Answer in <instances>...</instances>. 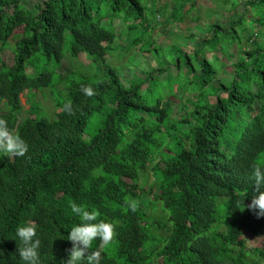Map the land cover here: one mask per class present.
Listing matches in <instances>:
<instances>
[{"label":"trees","instance_id":"obj_1","mask_svg":"<svg viewBox=\"0 0 264 264\" xmlns=\"http://www.w3.org/2000/svg\"><path fill=\"white\" fill-rule=\"evenodd\" d=\"M148 1L36 0L32 10L22 0H0V47L13 53L10 65L0 59V118L30 145L25 157L0 154V249L6 264H22L15 231L25 223L37 224L41 264L67 259V234L78 222L69 207L73 199L116 226L113 242L102 248V264H264V216L247 207L257 191L253 167L264 164V44L240 51L249 39L241 32L233 78L216 87L210 84L216 70L202 46L192 56L178 49L172 65H149L144 78L123 80L108 65L117 38L113 20L127 24L140 63L172 43L156 40L152 26L158 22ZM263 2L247 0L228 30L241 26L252 31L250 40L259 33L264 38L263 30L246 26L247 9ZM238 4L231 2L230 9ZM256 18L264 25L263 16ZM219 27L213 24L204 46L216 29L224 31ZM80 53L93 70H58L66 55ZM173 66L180 78L182 68L196 76V87L183 88L177 78L167 80L173 84L162 92L152 91V73ZM89 85L93 96L82 91ZM209 86L213 91L206 94ZM179 87L198 96L187 116L173 117L162 94L173 96ZM46 90L53 115L34 101ZM25 92L32 102L23 111ZM148 171L153 178L143 186L141 175ZM130 199L139 202L136 212L126 208ZM251 236L263 238L261 246L248 247ZM97 247L99 239L92 250Z\"/></svg>","mask_w":264,"mask_h":264},{"label":"rangeland","instance_id":"obj_2","mask_svg":"<svg viewBox=\"0 0 264 264\" xmlns=\"http://www.w3.org/2000/svg\"><path fill=\"white\" fill-rule=\"evenodd\" d=\"M91 1L92 0H87V2ZM233 1L239 3L236 9H230L231 2ZM246 1L247 0H150L148 1V7L152 11H155V21L158 22L157 26H152L155 27L153 30L155 38L160 41V45H167L172 42L171 45L158 48L157 52L153 51L150 53L152 58H150V56H145L140 63L138 53H133L134 50L131 45L133 36L128 34L130 30L127 29V24L120 19H115L112 21V25L117 38L115 39V46L111 51L114 54H109L107 56L110 61L108 65L116 66L118 68V74L122 76L123 80L131 78L142 79L147 73L149 65L152 67L172 65L174 63L173 59L176 56L174 53L178 49L183 51L186 50L187 54L192 56L193 52L202 46L205 58H207L209 62L211 61L210 63L217 73L210 84H212L213 87H216L218 84H224L226 80H231L234 75L235 68L233 64L237 59L236 52L239 50L236 44L241 40V32L244 38L248 36L249 39L246 43H243L240 51H251L258 43L261 42V44H264V38L260 36V33L259 37L257 35L255 39L250 40L252 31H243L241 26L235 27V32L228 30L229 22L238 18L239 14L246 7L244 4ZM35 2L36 0H22L23 5L32 10ZM178 9H181V14H178ZM248 12V20H246L247 29L254 25V31H258L259 29L264 31V25L259 26L258 19L256 18V15L257 17L263 16L264 18V2L261 3V6L255 5L253 9H247V13ZM147 13L149 12L147 11ZM173 14L181 16L179 24H177L175 18H172ZM245 16H247V14H245ZM104 23H106L105 20L103 21V24ZM213 24H217L218 27L220 26L219 28H222L224 31L216 29L219 33L216 34V37L210 39L209 45L204 46V43L202 44L201 42L206 39L208 40L214 32L215 28L213 30ZM186 27L190 28L185 29ZM190 32L193 34V37L189 36ZM231 37H233V39ZM230 49H233L232 52H235V55L228 58L227 55ZM131 53H133V55L130 57ZM0 59L7 65L13 63V53L10 48L2 49L0 47ZM194 66L196 68L195 73L199 74L201 70L198 68L197 64H194ZM48 68L50 69L51 66L48 65ZM58 70L64 73H68L71 70L91 71L93 70V66L90 59L85 54L80 53L75 58L66 55L58 67ZM178 71L179 70L174 66L169 67L163 72L154 71L151 79L148 81V83H151V90L154 92H162L164 88L170 87L171 81H166L173 79V81H177V78H180L177 76ZM180 71L183 72V75L188 76V78L181 76L180 81L183 83L180 82V85L183 84V88L189 90L194 89L196 87L195 82L197 77H190L191 72L186 68H182ZM172 84L173 83H171V86ZM184 84H186V87H184ZM146 85L147 82L142 85L143 90ZM183 88L179 87L173 96L169 93L162 94L163 103L170 104L175 110L173 117L187 116L189 111L193 108L192 101L198 96V91L186 92ZM204 91L208 94L213 90L209 86ZM29 97L30 96H28L26 92L20 95L23 111L28 109L29 103L32 102ZM34 101L41 104L44 108V113L47 115L54 114L52 96L47 90L44 91L42 95L38 93ZM243 118L248 119L249 114L247 112L244 113ZM184 125L186 128L188 127V124ZM152 178L151 172L148 171L146 174L141 175L140 182L143 186H147ZM140 204L147 209V197H143L140 200ZM262 239L261 237L251 236L247 241V246H261Z\"/></svg>","mask_w":264,"mask_h":264},{"label":"clouds","instance_id":"obj_3","mask_svg":"<svg viewBox=\"0 0 264 264\" xmlns=\"http://www.w3.org/2000/svg\"><path fill=\"white\" fill-rule=\"evenodd\" d=\"M82 91L87 96H93L95 90L92 86H83ZM66 111L71 114L73 108L71 101L65 103ZM29 143L17 132H14L4 118H0V154L15 157H25L29 153ZM253 181L257 191L252 194L251 202L247 207L257 216H264V191L259 188L264 185V164L253 167ZM71 213L78 218V222L69 229L68 240L71 247L67 250V259L61 264H102L104 256L102 248L109 247L116 235L115 224L105 219H99L100 212L76 200L69 201ZM139 202L136 199L126 201V208L136 212ZM245 207V205H244ZM15 237L19 238V261L22 264H41L40 248L42 241L37 234L36 223H25L16 228ZM14 237V238H15ZM99 239L101 247L92 250L93 242ZM3 249H0V264H6L3 259Z\"/></svg>","mask_w":264,"mask_h":264}]
</instances>
